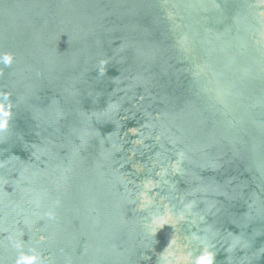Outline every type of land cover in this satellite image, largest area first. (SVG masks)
Here are the masks:
<instances>
[{
    "label": "water",
    "instance_id": "1",
    "mask_svg": "<svg viewBox=\"0 0 264 264\" xmlns=\"http://www.w3.org/2000/svg\"><path fill=\"white\" fill-rule=\"evenodd\" d=\"M0 264H264V0H0Z\"/></svg>",
    "mask_w": 264,
    "mask_h": 264
},
{
    "label": "clouds",
    "instance_id": "2",
    "mask_svg": "<svg viewBox=\"0 0 264 264\" xmlns=\"http://www.w3.org/2000/svg\"><path fill=\"white\" fill-rule=\"evenodd\" d=\"M3 63L7 64V63H8L7 59H5V60L3 61ZM202 258H203L204 260H206V261L212 259V257L209 256V255H204V256H202Z\"/></svg>",
    "mask_w": 264,
    "mask_h": 264
}]
</instances>
